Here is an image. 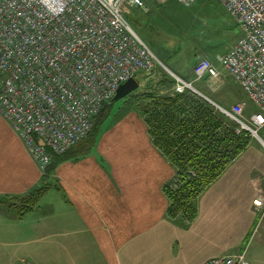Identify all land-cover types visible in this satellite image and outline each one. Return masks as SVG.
I'll list each match as a JSON object with an SVG mask.
<instances>
[{"label": "crops", "instance_id": "obj_1", "mask_svg": "<svg viewBox=\"0 0 264 264\" xmlns=\"http://www.w3.org/2000/svg\"><path fill=\"white\" fill-rule=\"evenodd\" d=\"M244 168L238 157L229 164L183 224L168 217L163 192L175 169L134 107L107 119L89 152L60 161L45 179L0 116V264L21 257L31 264H202L245 248L256 255V188ZM43 184L21 219L3 204Z\"/></svg>", "mask_w": 264, "mask_h": 264}, {"label": "built area", "instance_id": "obj_2", "mask_svg": "<svg viewBox=\"0 0 264 264\" xmlns=\"http://www.w3.org/2000/svg\"><path fill=\"white\" fill-rule=\"evenodd\" d=\"M190 6L197 0H173ZM241 34L221 55L193 67L194 79L230 75L251 107L217 106L237 132L264 142V0H217ZM142 0H0V116L24 141L42 169L85 139L103 104L120 84L158 66L174 78L173 91L197 93L192 82L168 69L127 19ZM264 216V192L253 199ZM247 249L212 256L202 264H251Z\"/></svg>", "mask_w": 264, "mask_h": 264}, {"label": "rangeland", "instance_id": "obj_3", "mask_svg": "<svg viewBox=\"0 0 264 264\" xmlns=\"http://www.w3.org/2000/svg\"><path fill=\"white\" fill-rule=\"evenodd\" d=\"M142 1L146 8L131 7L127 14L136 23L135 26H132L151 46L167 68L181 71L186 76L191 75L188 80L198 91L194 93L197 99H202L217 115L221 112L217 110L216 105L229 108L237 101H245L247 107H251L246 94L230 75L221 73L216 78L194 79L191 74L194 65L203 58H207L219 66L221 55L237 40L235 37L241 34L235 21L219 1L197 0L187 7L173 0ZM166 74L171 76L164 67L158 66L154 74L148 78L139 79L140 89L112 103L107 119L115 118L123 109L134 107L138 95L148 88L159 92L160 95H171L174 83ZM223 117L225 118L224 115ZM231 122L233 123V121ZM235 127L234 131L238 133ZM259 136L264 139V128L259 131ZM237 157L244 163V171L247 172L248 176H251L252 184L256 188L255 193L264 192V142L251 136L248 146ZM51 162L52 160L50 164ZM50 164L44 169L38 164L45 175H47ZM10 203L14 202L4 199L3 204L5 206ZM35 204L32 206L35 207ZM8 208L15 212V207ZM26 213L27 211L24 212V215ZM252 233L251 247L252 245L258 246V253L256 255L249 253V256L248 254L246 256L252 262L251 264H264L261 247H259V245L264 244V216H262L260 226L256 228L255 225ZM254 238L259 240V245ZM49 250L48 254L52 258V249ZM9 264H31V262L29 259L21 257L11 260Z\"/></svg>", "mask_w": 264, "mask_h": 264}, {"label": "trees", "instance_id": "obj_4", "mask_svg": "<svg viewBox=\"0 0 264 264\" xmlns=\"http://www.w3.org/2000/svg\"><path fill=\"white\" fill-rule=\"evenodd\" d=\"M127 19L131 25H136L131 16L127 15ZM167 76L175 83L172 76ZM148 77L145 74L136 75L138 81ZM139 89L140 85L134 92ZM137 99L134 108L145 120L153 143L175 169L172 179L163 185V192L169 202L167 215L188 224L197 215L199 197L248 146L250 137L244 132L236 133L234 123L220 113V116L214 113L189 90L160 95L148 88ZM110 101L105 102L101 111L95 115L93 127L85 139L61 154L51 152L52 162L47 175L60 161L89 152L110 115ZM46 187L43 184L25 197L8 199L14 202L9 206L15 207L16 218L23 217Z\"/></svg>", "mask_w": 264, "mask_h": 264}, {"label": "water", "instance_id": "obj_5", "mask_svg": "<svg viewBox=\"0 0 264 264\" xmlns=\"http://www.w3.org/2000/svg\"><path fill=\"white\" fill-rule=\"evenodd\" d=\"M138 87L139 81L135 77L129 78L127 81L119 85L110 102L114 103L115 101L125 98L138 89Z\"/></svg>", "mask_w": 264, "mask_h": 264}]
</instances>
